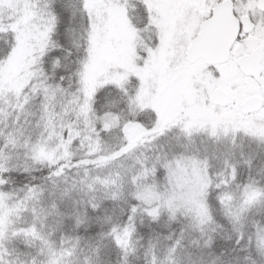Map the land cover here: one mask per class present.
Instances as JSON below:
<instances>
[{"label": "snow or ice", "instance_id": "1", "mask_svg": "<svg viewBox=\"0 0 264 264\" xmlns=\"http://www.w3.org/2000/svg\"><path fill=\"white\" fill-rule=\"evenodd\" d=\"M0 264H264V0H0Z\"/></svg>", "mask_w": 264, "mask_h": 264}]
</instances>
